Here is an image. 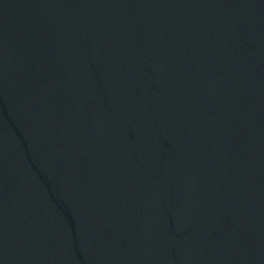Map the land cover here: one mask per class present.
Wrapping results in <instances>:
<instances>
[{"label": "water", "instance_id": "obj_1", "mask_svg": "<svg viewBox=\"0 0 264 264\" xmlns=\"http://www.w3.org/2000/svg\"><path fill=\"white\" fill-rule=\"evenodd\" d=\"M0 264H264V0H0Z\"/></svg>", "mask_w": 264, "mask_h": 264}]
</instances>
